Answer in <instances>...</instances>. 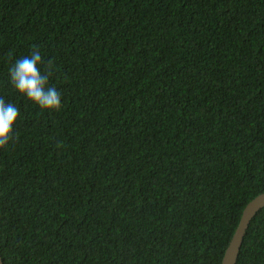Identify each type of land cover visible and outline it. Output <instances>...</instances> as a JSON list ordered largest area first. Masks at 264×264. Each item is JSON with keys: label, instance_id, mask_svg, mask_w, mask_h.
<instances>
[{"label": "trees", "instance_id": "16d2710c", "mask_svg": "<svg viewBox=\"0 0 264 264\" xmlns=\"http://www.w3.org/2000/svg\"><path fill=\"white\" fill-rule=\"evenodd\" d=\"M34 46L60 111L9 82ZM0 97L4 264H221L264 192V0H0Z\"/></svg>", "mask_w": 264, "mask_h": 264}, {"label": "clouds", "instance_id": "9594fccd", "mask_svg": "<svg viewBox=\"0 0 264 264\" xmlns=\"http://www.w3.org/2000/svg\"><path fill=\"white\" fill-rule=\"evenodd\" d=\"M44 57L37 47L22 57H18L8 68V79L21 97L41 111H60L62 98L58 89L49 83V75L54 70L51 61L45 69ZM20 119L19 107L0 97V150L6 149L13 139L15 126Z\"/></svg>", "mask_w": 264, "mask_h": 264}, {"label": "water", "instance_id": "95a60500", "mask_svg": "<svg viewBox=\"0 0 264 264\" xmlns=\"http://www.w3.org/2000/svg\"><path fill=\"white\" fill-rule=\"evenodd\" d=\"M264 208V192L253 198L245 206L239 224L225 250L221 264H237L238 256L246 235L247 229L254 216ZM0 264H4L0 253Z\"/></svg>", "mask_w": 264, "mask_h": 264}]
</instances>
